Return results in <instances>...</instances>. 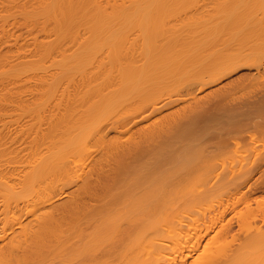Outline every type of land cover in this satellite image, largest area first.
Wrapping results in <instances>:
<instances>
[{
  "label": "bare ground",
  "instance_id": "1",
  "mask_svg": "<svg viewBox=\"0 0 264 264\" xmlns=\"http://www.w3.org/2000/svg\"><path fill=\"white\" fill-rule=\"evenodd\" d=\"M251 65L264 66L262 0H0V159H13L0 161V264H264L259 157L169 154L211 111L191 89Z\"/></svg>",
  "mask_w": 264,
  "mask_h": 264
},
{
  "label": "rangeland",
  "instance_id": "2",
  "mask_svg": "<svg viewBox=\"0 0 264 264\" xmlns=\"http://www.w3.org/2000/svg\"><path fill=\"white\" fill-rule=\"evenodd\" d=\"M208 1V0H207ZM212 1V0H211ZM263 1V3H264V0H262ZM209 2H210V0H209ZM209 4H211V3H209ZM192 5V4H191ZM259 8V7H258ZM213 9V8H212ZM211 10V9H210ZM214 10V9H213ZM261 9L259 8V10L258 11H260ZM212 11V10H211ZM260 12H263V10H261ZM259 14V13H258ZM260 14H262V13H260ZM55 55H58L59 53H54ZM54 54H52L53 55V57H54ZM247 71V72H246ZM253 71V72H252ZM242 73V74H241ZM247 73V74H246ZM239 74L241 75V77L243 76V77H245V79L242 77H238L239 76ZM245 74V75H244ZM237 77V78H236ZM239 78V80H241L240 82H238L237 81V79ZM234 79V80H233ZM245 80V81H244ZM230 83H229V82ZM233 81V82H232ZM237 81V82H236ZM226 82H227V84H226ZM223 83V84H222ZM225 83V84H224ZM221 84V85H220ZM229 84V85H228ZM232 84H234L235 86H234V89H235V91H234V89L232 88L233 87V85ZM237 84H238V86H237ZM240 84V85H239ZM31 84H29V86H30ZM211 85H212V87H211ZM219 85V86H218ZM228 85V86H227ZM199 86H201V85H199ZM199 86H196V88H193V89H191V91L194 93H198L197 94V96L199 95L200 97H204V98H206L207 99V101L210 99V100H212L213 98H214V101L216 102H214V101H210V105L208 104L209 103V101H208V103H205L204 105H205V109L207 108L208 110L210 109V107H211V113L209 112L208 113V111L206 112L207 113V115H208V117H205L207 120H206V122H204V123H200V122H198V123H196L197 124V126H193V128H198V129H196V130H199L198 132H201V130H202V132H201V134L200 133H198V137H197V132H195L194 134H195V136L196 137H194V135L193 134H191V136L192 137H194V138H191V140H190V135H189V133L187 134V136L189 135L190 137H185L186 139H184L185 141H182L183 143L184 142H186V141H188V139L190 140V145L188 146V142H186V143H184L185 144V146H186V144H187V146H188V149L186 150V148H187V146L185 147L183 144H182V142H180L181 144H179V142H177L176 143V145L178 144V148H181V150H183L184 151V149L183 148H185V151L183 152V151H179V150H176V149H174V150H172V151H170L169 152V154L170 153H172V152H174L175 151V153H174V156H172V154H170V157L172 156V157H179L180 158V154L181 153H186L185 155H184V157H186V156H189V155H191L192 154V156H194L193 155V153H198L197 151H198V147H201V143H203V145L202 146H204L205 144H207V146L205 145V147H207L208 148V151H209V153H207L208 155L209 154H211V153H213V154H218V156H215L214 155V157L213 156H211L210 155V157H212V158H217L218 157V160L217 159H214L215 161H216V164H219V166H220V163H221V166L222 165H224V163L225 164H227V165H230V166H233V165H239V167L241 166V168L242 167H247V166H250V164H252V165H255V163H256V160L258 159V157H259V159H261L262 157L261 156H263V152H264V124H263V122H264V66H261V67H258V66H253V65H251L250 67L248 66V67H243V68H239V69H237L235 72H233V74L231 73L230 74V76H225V77H223L222 79H221V81H218L216 84L215 83H213V84H210L208 87L206 86L205 88H203V90H201L200 89V87ZM217 86V87H216ZM221 86V87H220ZM226 88V90L227 91H224L223 93H221L220 92V90H225V88ZM198 87H199V92L197 91L198 90ZM229 87H231L232 88V90H230L231 88H229ZM246 87V88H245ZM31 88L32 89H34V87L33 86H31ZM214 88H216V90L214 89ZM217 88H218V90H217ZM221 88V89H220ZM227 88H229V89H227ZM197 89V90H196ZM205 89V90H204ZM213 89H214V91H215V93H217V94H215L214 93V91H213ZM237 89V90H236ZM191 91H188V94H186L185 95V93H187V90H184L183 92H184V95L185 96H187V95H189V92H191ZM208 91L209 92H211V93H209V94H207V96L209 97V98H207V96H206V93H208ZM228 91H231V92H228ZM261 91V92H260ZM219 92L222 94V95H220L219 94ZM242 92V93H241ZM251 92V93H250ZM194 93V94H195ZM229 93H230V95H229ZM212 94H214L215 96L214 97H211L212 96ZM204 95V96H203ZM209 95H211V96H209ZM224 95V96H223ZM226 95V96H225ZM231 95H232V97H231ZM234 95V96H233ZM190 96V95H189ZM189 96H188V98H189ZM193 96V95H192ZM219 97V98H218ZM221 97H225V98H223L224 100H226V101H224L223 99H221ZM243 97V98H242ZM192 97L190 96V98L189 99H191ZM199 98V97H198ZM227 98H229V99H227ZM189 99H187V100H189ZM201 99V101H203V99L202 98H200ZM206 99H204V100H206ZM262 99V100H261ZM192 100V99H191ZM191 100H189V101H191ZM217 100H218V102H217ZM222 100V101H221ZM183 102V103H182ZM194 102V101H193ZM192 102V103H193ZM196 102V101H195ZM213 102H214V104H213ZM197 103H201V102H199V100H198V102ZM203 103H204V101H203ZM214 105H212V104ZM259 103H261L262 105H260ZM190 104V102L188 103V102H186V100H182V101H180L179 103H175V104H173V106L171 107L170 106V108H172L171 110H173L174 112H176V115L178 114V112L177 111H179V112H184V111H186V109H189V105ZM206 104H207V107H206ZM220 104H221V106H220ZM178 105H180L179 107L181 108V110H180V108L178 107ZM185 105V106H184ZM188 105V106H187ZM193 105H196V104H194L193 103ZM224 107H223V106ZM225 105L227 106L226 108H225ZM187 106V107H186ZM208 106H209V108H208ZM217 106H218V108H217ZM244 108H243V107ZM248 106V107H247ZM250 106V107H249ZM183 107V108H182ZM185 107V108H184ZM216 109H214V108ZM220 107L222 108V109H225V110H222V109H220ZM169 107L167 108V109H164V111H162V112H160L159 114H161V115H154L153 117H155V116H157L156 118H153V120L152 119H148L147 120V122H146V120H144L143 122H139V123H137L138 125H136L135 127H134V130H133V132L134 131H138V130H141V129H145L147 126H149L150 124H151V126H152V124L153 125H157V124H160L161 122H163V121H165V118L164 117H166V119H168L167 118V116H166V114L165 113H167V115H169L170 117H172L171 115H173V111H168V109H170ZM176 108H178L177 110H174V109H176ZM243 108V110H241ZM248 108H249V110H248ZM213 109V110H212ZM220 109V111L218 112L217 110H219ZM233 110V112H232V110ZM244 109H246V113L244 112L245 110ZM184 110V111H183ZM222 110V111H221ZM230 110V111H229ZM164 112V113H163ZM221 112V113H220ZM229 112H230V114H229ZM244 112V113H243ZM171 113V114H170ZM214 113V114H213ZM215 113H217L218 114V117H217V114H215ZM223 115V118H222V116L220 115ZM223 113V114H222ZM228 113V114H227ZM211 114V115H210ZM224 114H226V115H228V116H226V115H224ZM235 114V115H234ZM242 114V115H241ZM165 115V116H164ZM174 115H175V113H174ZM173 115V116H174ZM214 115H215V117H214ZM234 116V119H233V117H231V116ZM140 116V118H141V116H143V114H140L139 115ZM138 116V117H139ZM160 116H163V117H160ZM206 116V115H205ZM219 116H221L220 118H219ZM225 116V117H224ZM237 116V117H236ZM17 116H15L14 118H16ZM138 117L136 118V119H138ZM229 117H231V118H229ZM240 119H239V118ZM29 118V119H28ZM30 118L31 117H28L27 116V118L26 119H28L29 120V122L30 123H32L33 121H35V120H37V119H32V120H30ZM139 118V119H140ZM162 118H163V120H162ZM203 118V117H202ZM201 118V119H202ZM156 121H155V120ZM224 119L226 120V122L224 121ZM228 119V120H227ZM236 119H238V120H236ZM150 120H151V122H150ZM162 120V121H161ZM223 120V121H222ZM242 120V121H241ZM20 121V120H19ZM149 121V122H148ZM201 121H204V118L201 120ZM231 121V122H230ZM245 121V122H244ZM155 122V123H154ZM262 122V123H261ZM147 123H150L149 125H147ZM258 123H260V125L258 124ZM38 124V123H37ZM142 124H143V126H142ZM145 124V125H144ZM204 124V125H203ZM238 124V125H237ZM250 124V125H249ZM34 125H36V123L34 124ZM140 125L142 126V127H144L145 126V128H140ZM147 125V126H146ZM207 125V126H206ZM254 125H256V126H254ZM258 125V126H257ZM15 126H17V125H15ZM14 125H13V127H15ZM138 126V127H137ZM204 126V129L202 128ZM237 126V127H236ZM220 127H222V128H220ZM233 129H231V128ZM239 127V128H238ZM262 127V128H261ZM192 128V130H194ZM201 128V129H200ZM225 128V129H224ZM227 128H228V130L230 131V133H229V131H227ZM243 128V129H242ZM257 130H256V129ZM245 129V130H244ZM255 129V130H254ZM253 130V131H252ZM243 131V132H242ZM255 131V132H254ZM189 132L191 133V129L189 130ZM251 132H254V134L255 133H258V134H256L257 136L260 134V136H261V132H262V136H261V139L258 141L257 140V142L256 141H253V139H249V138H252L253 136L251 135ZM192 133H193V131H192ZM217 133V134H216ZM111 134V135H110ZM112 134H114V135H112ZM116 132L114 131V133H113V131H111V133H109V135L111 136V138H110V136L108 135L107 137H109L108 139H112L113 138V136H116ZM128 134H130V133H123L122 134V137H124L125 135H128ZM228 134H230V135H228ZM234 135V136H233ZM244 135H245V137L247 138V139H249V140H247V139H245V137H244ZM250 135V136H249ZM238 136V137H237ZM259 136V137H260ZM35 137V135L34 134H32V133H30L29 134V139H31V138H34ZM127 137V136H126ZM226 137V138H225ZM249 137V138H248ZM263 137V138H262ZM188 138V139H187ZM208 138H209V140L210 141H208ZM237 138V139H236ZM124 139H125V137H124ZM222 139V140H221ZM241 139H242V141H241ZM206 142H205V141ZM241 142H240V141ZM91 141H93V140H90V143L88 142V145L89 144H91L92 142ZM110 141V140H109ZM93 142H96V141H93ZM239 142L241 143V144H239ZM244 142V143H243ZM247 142V143H246ZM251 142V143H250ZM97 143V142H96ZM95 143V145H96V147L94 146V143L92 144L94 147H91L90 149H92V148H95V149H93V150H91L92 152H94V150H95V152H96V154H94V155H96L97 157L100 155L99 153H101V150L103 149V145H101V144H99L100 146V148L98 147V145ZM195 143V144H194ZM205 143V144H204ZM209 143V144H208ZM254 143V144H253ZM263 143V144H262ZM103 144V143H102ZM201 144V145H200ZM219 144V145H218ZM258 144V145H257ZM91 145V146H92ZM106 145V144H105ZM176 145H175V147H176ZM198 145H200V146H198ZM209 145H210V147H209ZM211 145H212V147H211ZM218 145V146H217ZM184 146V147H183ZM192 146V147H191ZM221 146V147H220ZM223 146H225V147H223ZM238 146H239V148H238ZM243 146V147H242ZM262 146V147H261ZM197 147V148H196ZM228 147V148H227ZM96 148H98V151H96ZM194 148H196V150H195V152H194ZM210 148H211V150L212 151H210ZM213 148L216 150V149H218V150H216L215 152L213 151ZM226 148V149H225ZM237 148V149H236ZM192 149V150H191ZM171 150V149H170ZM242 150V151H241ZM247 152H246V151ZM251 150V151H250ZM100 151V152H99ZM176 151H178V153H179V155H178V153H177V155H176ZM193 151V152H192ZM207 150H206V152H208ZM220 151V152H219ZM239 151V152H238ZM94 152V153H95ZM97 152H99V153H97ZM191 152V153H190ZM211 152V153H210ZM219 152V153H218ZM262 152V153H261ZM220 153H222V155H220ZM82 154H83V157H84V154H86L85 153V151H84V153L82 152ZM98 154V155H97ZM168 154V155H169ZM212 154V155H213ZM230 154V155H229ZM220 155V156H219ZM242 155V156H241ZM259 155V156H258ZM11 154L10 153H2V156H1V159H0V161L2 160V162L1 163H8L9 161H11V160H13V159H11ZM87 155H85V157H86ZM223 156V157H222ZM231 156V157H230ZM3 157V158H2ZM82 157V158H83ZM87 158V157H86ZM224 159H226V160H224ZM259 159H258V163H256V165H258L259 164V162H260V167H261V170L260 171H257L256 173L257 174H255L254 175V177L255 178H259V180H263L264 179V160L261 162V161H259ZM86 160V164H89L90 163V161H89V163H88V158L87 159H85ZM150 160V159H149ZM240 160V161H239ZM262 160V159H261ZM145 161H147L148 162V159L147 160H145ZM217 161H218V163H217ZM227 161V162H226ZM91 162L92 163H94V159L93 160H91ZM82 164V163H81ZM83 164H85V163H83ZM83 164L81 165V169H82V166H83ZM231 164H233V165H231ZM263 164V165H262ZM242 165H244V166H242ZM247 165V166H246ZM263 166V167H262ZM236 167V166H235ZM238 167V168H239ZM83 168H84V166H83ZM87 168V167H86ZM88 169H89V167L86 169L87 171H86V173H89L88 172ZM91 169V168H90ZM90 169H89V171H90ZM263 170V171H262ZM91 171H92V169H91ZM261 172H263V174L261 173ZM260 173V174H259ZM262 184H264V182L262 181ZM262 187H264V185L262 186ZM261 190H263V192L261 191ZM261 190L260 191H258V193H256V194H254V201L252 200V207H253V209L254 208H257V207H261V208H264V189H262L261 188ZM73 191H74V189L72 188V187H70V188H67L66 190H65V192H64V194H62V197H59V196H61V195H59L58 197L59 198H57V203L56 204H59V202H67V201H69L70 199H71V196H72V193H73ZM259 199V200H258ZM258 202H257V201ZM210 202H212V201H210ZM259 202L261 203L262 202V204H260L259 205ZM210 204V203H209ZM211 204H213V202L211 203ZM258 205V206H257ZM263 206V207H262ZM256 210V209H255ZM257 211H258V208H257ZM264 211V210H263ZM237 221V219H234V221H233V228L235 229V231H237L238 229H239V227H238V225L239 224H237L238 222H236ZM263 224V223H262ZM263 226H264V224H263ZM232 228V229H233ZM238 228V229H237ZM234 229H233V231H234Z\"/></svg>",
  "mask_w": 264,
  "mask_h": 264
}]
</instances>
